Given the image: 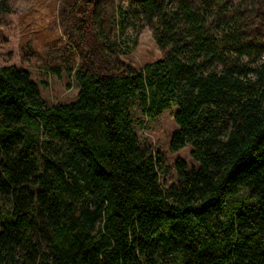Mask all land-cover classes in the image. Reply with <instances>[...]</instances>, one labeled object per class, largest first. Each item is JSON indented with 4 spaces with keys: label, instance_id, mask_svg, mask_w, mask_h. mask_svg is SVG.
<instances>
[{
    "label": "trees",
    "instance_id": "1",
    "mask_svg": "<svg viewBox=\"0 0 264 264\" xmlns=\"http://www.w3.org/2000/svg\"><path fill=\"white\" fill-rule=\"evenodd\" d=\"M114 8L112 26L132 31L122 54L147 29L161 58L67 68L77 96L55 104L30 69L0 65V264H264V0ZM134 102L146 119L177 108L170 149L189 145L196 166L175 161L176 184L140 146Z\"/></svg>",
    "mask_w": 264,
    "mask_h": 264
},
{
    "label": "rangeland",
    "instance_id": "2",
    "mask_svg": "<svg viewBox=\"0 0 264 264\" xmlns=\"http://www.w3.org/2000/svg\"><path fill=\"white\" fill-rule=\"evenodd\" d=\"M117 4L118 0H10L11 13L0 16V65L30 69L31 80L39 85L41 99L46 104H55L76 99L77 87L67 74V68L107 74L120 71L121 65L140 69L161 58L147 29L139 33L135 48L122 54L127 51L132 31L120 32L112 26ZM94 16L103 25V34L117 43L115 54L103 49ZM82 17L85 23L80 34ZM257 29L259 27H252L253 31ZM53 71H58V75ZM40 81H45L46 86ZM176 109L166 110L153 119H146L136 102L131 109L133 130L140 146L152 147L166 157L170 169L165 178L166 186L177 183L175 161H184L188 168L196 166L189 145L176 151L170 149V141L178 130L172 117Z\"/></svg>",
    "mask_w": 264,
    "mask_h": 264
}]
</instances>
